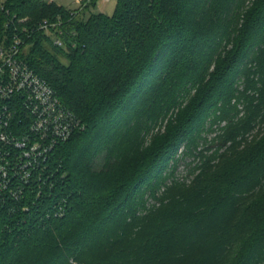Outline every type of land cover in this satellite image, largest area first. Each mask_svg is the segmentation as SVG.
<instances>
[{
    "label": "trees",
    "instance_id": "16d2710c",
    "mask_svg": "<svg viewBox=\"0 0 264 264\" xmlns=\"http://www.w3.org/2000/svg\"><path fill=\"white\" fill-rule=\"evenodd\" d=\"M115 1L2 0L0 45L18 28L82 127L41 198L0 205V264H223L238 239L229 264L264 261V0Z\"/></svg>",
    "mask_w": 264,
    "mask_h": 264
},
{
    "label": "built area",
    "instance_id": "2783aa9c",
    "mask_svg": "<svg viewBox=\"0 0 264 264\" xmlns=\"http://www.w3.org/2000/svg\"><path fill=\"white\" fill-rule=\"evenodd\" d=\"M74 1L79 7L85 2ZM4 10L0 0V13ZM27 21V17L18 19L22 32L42 30L55 47L67 49L61 17L24 25ZM17 29L13 43L0 45V205L4 206L9 200L23 199L27 190L36 187L35 197L43 196L52 155L82 127L48 81L20 57L24 39Z\"/></svg>",
    "mask_w": 264,
    "mask_h": 264
},
{
    "label": "rangeland",
    "instance_id": "374dc122",
    "mask_svg": "<svg viewBox=\"0 0 264 264\" xmlns=\"http://www.w3.org/2000/svg\"><path fill=\"white\" fill-rule=\"evenodd\" d=\"M48 1L49 2H56L57 4H60V5H63V6H67V7H77V8L79 7V6H77V3H75L74 0H48ZM105 1L106 0H98L97 6H96V10L97 11L104 12V13L109 14V15L113 14V12L115 10V7H116V1L115 0H109V1H106V2ZM47 46L49 47V49L51 51L54 50V47L53 46H50V44H48ZM60 58H61V56H60ZM157 130H158V128H156V129L155 128H152L151 131H150V134H148V135L145 136L146 138H144L145 139L144 146H147V145H149L151 143L152 134H153L154 131H157ZM194 165H193L192 169H194V168H196L198 166V165H196L194 167ZM178 169H180V168H178ZM193 171H195V170H193ZM198 171H199V168L196 169L195 174L198 173ZM193 175L194 174H192L191 176H187V177L184 176L185 182L186 183L189 182V180L193 178L192 177ZM239 242H240V239H238L235 242V244L233 245V247L231 249V254L229 256L228 255L226 256V259L224 260L223 264H229V263H231V261L233 260L234 255H235L234 254L235 253V250L237 249V247L239 245ZM71 262H72V260H71ZM258 264H264V261H260V262H258Z\"/></svg>",
    "mask_w": 264,
    "mask_h": 264
}]
</instances>
